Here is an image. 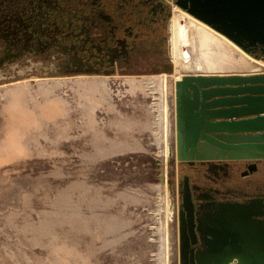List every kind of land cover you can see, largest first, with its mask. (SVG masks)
Instances as JSON below:
<instances>
[{
    "label": "rangeland",
    "instance_id": "1",
    "mask_svg": "<svg viewBox=\"0 0 264 264\" xmlns=\"http://www.w3.org/2000/svg\"><path fill=\"white\" fill-rule=\"evenodd\" d=\"M173 6L0 0V264H179Z\"/></svg>",
    "mask_w": 264,
    "mask_h": 264
},
{
    "label": "water",
    "instance_id": "2",
    "mask_svg": "<svg viewBox=\"0 0 264 264\" xmlns=\"http://www.w3.org/2000/svg\"><path fill=\"white\" fill-rule=\"evenodd\" d=\"M175 6L249 55L264 50V0H176ZM175 131L177 167L244 164L243 176L254 172L264 162V73L183 75L175 84ZM203 224L211 239L198 264H264L262 200L222 204ZM178 244L184 264L180 225Z\"/></svg>",
    "mask_w": 264,
    "mask_h": 264
},
{
    "label": "flooded vegetation",
    "instance_id": "3",
    "mask_svg": "<svg viewBox=\"0 0 264 264\" xmlns=\"http://www.w3.org/2000/svg\"><path fill=\"white\" fill-rule=\"evenodd\" d=\"M172 28L170 18L169 36ZM253 56L264 60V50L253 48ZM179 169L174 195L177 198V227L180 225L182 230L184 264H198L197 257L207 252L208 240L211 239L203 223L216 213L219 206L225 203L245 204L258 199L264 204V162L257 163V169L246 176L242 175L247 170L244 164L223 170L218 165L183 164ZM179 211L182 212L180 221Z\"/></svg>",
    "mask_w": 264,
    "mask_h": 264
},
{
    "label": "bare ground",
    "instance_id": "4",
    "mask_svg": "<svg viewBox=\"0 0 264 264\" xmlns=\"http://www.w3.org/2000/svg\"><path fill=\"white\" fill-rule=\"evenodd\" d=\"M171 22L173 25L172 63L174 69V81L180 80L181 76L185 75V73H191L193 70L196 71L201 69V65L203 69L208 72H223L227 70L245 72L256 71L264 67V64L242 52L238 48V46H235V44L228 40L226 37L214 31L213 29L200 22L199 20L195 19L183 10L178 9L176 6L172 11ZM185 46H190L191 54H196V58L194 59L193 63H191L189 53L184 52ZM236 52L239 53L240 56L235 55ZM199 60H201V64L198 63ZM165 77L166 75H162V77L159 78L164 80ZM103 81L106 80L104 79ZM25 82L26 81H23V83ZM153 82L155 83V81ZM167 127L169 128L168 123Z\"/></svg>",
    "mask_w": 264,
    "mask_h": 264
}]
</instances>
